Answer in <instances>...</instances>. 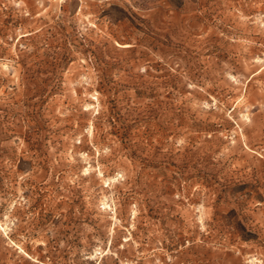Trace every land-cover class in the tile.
Wrapping results in <instances>:
<instances>
[{
  "label": "rangeland",
  "instance_id": "374dc122",
  "mask_svg": "<svg viewBox=\"0 0 264 264\" xmlns=\"http://www.w3.org/2000/svg\"><path fill=\"white\" fill-rule=\"evenodd\" d=\"M0 264H264V0H0Z\"/></svg>",
  "mask_w": 264,
  "mask_h": 264
},
{
  "label": "trees",
  "instance_id": "16d2710c",
  "mask_svg": "<svg viewBox=\"0 0 264 264\" xmlns=\"http://www.w3.org/2000/svg\"><path fill=\"white\" fill-rule=\"evenodd\" d=\"M245 239H247V240H248V239H250V237H249V238H247V237H246Z\"/></svg>",
  "mask_w": 264,
  "mask_h": 264
}]
</instances>
